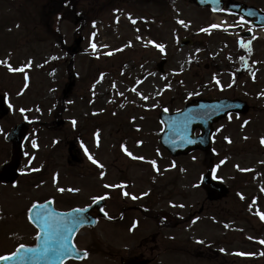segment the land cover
<instances>
[{
	"label": "rangeland",
	"instance_id": "obj_1",
	"mask_svg": "<svg viewBox=\"0 0 264 264\" xmlns=\"http://www.w3.org/2000/svg\"><path fill=\"white\" fill-rule=\"evenodd\" d=\"M259 1L260 5L264 4V0ZM46 2L48 0H0V61L7 60L13 68H24L23 72H13L3 65L0 72L5 74L0 79L14 113L9 119L19 120L21 103L26 114L43 113V121H49L54 113H59V118L71 124L48 133V139L45 135L42 144L52 143V136L65 137L66 133L75 137L80 134L79 126L91 128L101 123L103 128L105 125L103 143L109 146L128 133L126 124L138 125V132L128 137L126 143L133 148L134 136H139L148 148V158L163 162L160 167L168 170V181L179 176L177 184H169L168 191L184 193L186 197L178 196L170 200V204L183 202L185 217L192 211L191 205L194 204V211L198 212L203 204L198 222L185 223L176 231H168L177 234L174 244L188 253L164 254L163 259L168 257V264H264V243H261L264 220L257 214V210L264 213V198L259 197L256 202L242 198L243 202L241 199L237 202L228 197L211 202L201 182L209 166L208 160L212 158L223 156L231 166L234 164L222 171L221 177L227 185L234 179L237 165L240 169L249 168L250 155L262 161L264 157L245 153L241 149L243 144L239 143L238 151L242 154H233V161H229L231 150L225 139L233 137L229 129L216 135L212 151L213 154L217 151L215 157L196 151L185 158L178 157L177 167H174L158 142L161 125L156 122L163 109L173 111L195 97H211L215 90L214 76L225 78L226 67L243 63L240 58L248 51L243 53L239 42L246 41L237 29H226L227 25L239 28L240 21L223 12L216 15L226 22L218 24L216 15L208 9L197 8L192 0H77L75 3L70 0V3L65 2L74 9L73 18L68 17L69 20L49 12L43 7ZM74 17L80 18L79 23L74 22ZM132 19L136 23H132ZM179 20L185 21L187 26ZM214 24L221 27L211 28ZM202 28L209 31H200ZM184 36L192 37L195 44L180 48L179 41ZM76 38L81 41L75 55H71ZM93 43L97 46L95 49L91 47ZM156 44L164 46L165 74L155 69L163 57ZM263 48L264 43L258 42L256 53ZM70 74L76 84L66 101H62ZM133 88L136 91H132ZM79 116L90 118L80 119L74 126L70 119ZM135 143V149H140ZM105 159L108 162L117 159L122 164L127 158L123 153L117 156L110 150ZM245 180L241 178L250 188L264 187V175ZM48 191L49 188L41 189L34 192L33 197ZM116 232L114 228H105L104 258L101 259H116L134 245L132 237L121 241ZM95 233H87L79 240L81 246L94 249L90 259H100L102 254L98 252ZM11 246V236L0 231V253Z\"/></svg>",
	"mask_w": 264,
	"mask_h": 264
},
{
	"label": "flooded vegetation",
	"instance_id": "obj_2",
	"mask_svg": "<svg viewBox=\"0 0 264 264\" xmlns=\"http://www.w3.org/2000/svg\"><path fill=\"white\" fill-rule=\"evenodd\" d=\"M251 22L244 18L240 27L243 28L245 24L254 33L255 28L251 26ZM248 40H251L252 48L251 54L245 55L246 63L228 67L225 78L217 77L213 80L215 90L210 97L239 99L250 107L245 113H230L214 125L216 135L222 130L233 131L234 138L231 135L226 140L231 150V154H228L229 161H233V154L236 156L242 154L238 151L239 143L243 144L241 149L245 153L264 157V144L261 143V138H264V95L261 94L264 93V48L256 53L258 42L264 43V41L255 34ZM2 76L4 75L0 73V77ZM216 80H219L220 84H217ZM0 100L8 104L2 79H0ZM13 114L9 112L5 116L0 115V129H2L0 131V231H6L12 241L11 249L0 253V256L11 253L20 243L36 242L39 229L28 219V212L33 204L49 202L44 207V210L49 212H54L53 208L59 211L90 208L88 212L96 217V224L79 228L74 239L78 247L90 252L85 259H25L23 261L8 259L0 260V264H54L53 262L58 261H61V264H168L167 259H163V255L178 251V245L174 244L177 234L174 232L169 234L168 231H176L185 223L198 221L203 204L199 206L198 212L194 211V204L191 205L192 211L186 216L187 218L183 211V202L170 204V200L178 196L184 199L183 193L168 191L169 184L172 186L177 184L179 176L168 181V171L160 167L162 162L156 161L159 166L153 167L151 164L153 160L148 158L149 151L142 140L139 139L138 150L135 149V143L133 148L126 143L128 137L138 132L139 128L137 129L136 124L131 126L126 124L125 126L129 128L128 133L114 145L107 146L103 143L105 125L103 128L101 123L91 128L81 126L84 127L82 129L79 126L80 134L75 137L66 133L65 137L52 136L53 139H50L53 140L52 143L42 144V141L48 139V133L60 129L56 125L59 113L52 116L51 120L42 122V129L36 127L40 125L36 119L42 113L32 114L33 117L28 118L23 117L24 114L21 113L18 121L9 119ZM23 120H28L30 124L28 136L23 143L24 156L21 159L18 152L13 158L12 144L7 134L16 123ZM68 124H70L68 121L64 122L62 128ZM143 128L144 126L141 131ZM136 139L137 137L134 136V141ZM33 141L36 147H33ZM122 146L127 147L134 157L145 159L128 156ZM110 150L117 156L120 153L124 154L127 159L122 162L123 165L117 159L111 162L105 159L106 152ZM90 155L99 164L93 163V160L89 159ZM250 157L251 161L247 164L249 168L246 169L249 171H241L237 167L234 179L230 183L226 185L221 182L219 190L207 188L209 201L216 202L230 197L238 202L240 199L242 201L241 194L243 199L250 201L259 197L264 198L262 186L250 188V185L241 182L242 177L244 180L246 177L258 179L264 175L262 160L254 159L255 156L252 155ZM217 161L214 162L215 165ZM100 164L104 167L101 168ZM232 166L225 159L220 170ZM157 168L159 171L156 170ZM106 185H122V187H106ZM44 188H49L50 191L33 197L34 192ZM59 188H64L66 191L61 193L58 191ZM125 191L130 195L124 196ZM100 196L105 197L102 211L104 209L107 216L102 214L99 204H95L96 201L93 200V197ZM133 196L136 199H133ZM211 219L214 221L213 218ZM107 227L116 229L121 241L126 240L127 236L132 237L134 241V245L127 247V252L119 254L116 259H101L104 258V231ZM92 232H97L95 240L99 246L98 252L102 253L100 259H90L94 249L83 247L79 243L80 237ZM128 250L131 252L129 253ZM132 257L141 259H123Z\"/></svg>",
	"mask_w": 264,
	"mask_h": 264
},
{
	"label": "water",
	"instance_id": "obj_3",
	"mask_svg": "<svg viewBox=\"0 0 264 264\" xmlns=\"http://www.w3.org/2000/svg\"><path fill=\"white\" fill-rule=\"evenodd\" d=\"M201 6L210 4L213 8L217 9L223 5L224 0H195ZM230 11L243 14L251 17H258L261 26H264V12L256 7L247 6L244 3H234L230 6ZM191 41L189 39H184L181 42V45L189 44ZM162 66V64H160ZM242 106V107H241ZM246 110L245 104L239 101H228L226 99L220 101H203V100H194L186 106V108L175 114H162V119L166 124V129L161 138V141L167 146L173 154L187 153L195 148L202 147L208 149L210 142V135L212 132L211 124L213 121L224 116L230 110ZM1 109V106H0ZM196 126H200L201 135L195 136L194 129ZM193 131V133H192ZM27 133V128L24 126H18L15 130L12 131L11 137L17 143L21 144V138H23ZM195 138H194V137ZM192 141V142H190ZM209 177H206L205 181ZM35 248V247H27ZM43 245L41 246V249ZM71 246L65 248V253L62 254H48L47 256L50 259H66L71 255L68 254L71 250ZM25 250L10 259H21V256L24 255ZM43 255H41L42 257ZM26 259H34L32 253H28ZM45 259V258H41ZM48 259V258H47Z\"/></svg>",
	"mask_w": 264,
	"mask_h": 264
},
{
	"label": "snow or ice",
	"instance_id": "obj_4",
	"mask_svg": "<svg viewBox=\"0 0 264 264\" xmlns=\"http://www.w3.org/2000/svg\"><path fill=\"white\" fill-rule=\"evenodd\" d=\"M215 10V9H214ZM129 19H131V16L129 15ZM241 21H243V17L240 18ZM117 22H119V18L117 17ZM180 24L185 25V21L183 20H179L178 21ZM132 23H136V21L134 19H132ZM190 23V22H189ZM242 26V25H241ZM211 28H218L221 27V25H211ZM226 30V29H225ZM200 31L203 32H208L209 29L207 28H202L200 29ZM249 31H251V29H249ZM93 36H95V33H93ZM139 39V37H138ZM240 47L241 48H248V52L249 55L251 54V40H249L247 42V44H245V42L243 40H241L240 42ZM158 49H160V51H164V46L161 44H156L155 45ZM91 47L93 49H95L97 46L95 43H93L91 45ZM241 61L246 63V57L241 56ZM0 65H4L6 67H8V69L10 71H20L23 72L24 68L23 66L20 68H13L12 65L10 63L7 62V60H3L0 61ZM31 65V61L28 62V66ZM101 78H103V74L101 75ZM215 78V77H214ZM253 78H255V73H253ZM25 79L27 80V74H25ZM217 84H220L219 80H216ZM27 87V85H25ZM229 87H231V85H228ZM113 87H115V83H113ZM132 91H136L135 88L132 89ZM262 95H264V93H261ZM120 95H123V93H120ZM142 95V94H141ZM143 99L147 100L148 97L147 96H142ZM167 110V109H165ZM21 112H24L25 109H20ZM231 115H229V119H231ZM73 125L75 126L76 121L73 120L72 121ZM247 123V122H245ZM0 131H2V129H0ZM225 139H229V138H225ZM192 142V141H190ZM229 142H231L229 140ZM142 143V142H141ZM261 143L264 144V138H261ZM36 143L35 141H33V147H36ZM124 147V146H122ZM124 151L126 152V154L134 159H140V160H144V157H134L133 153L128 151L127 147H124ZM89 159L93 160V163H97L99 164L98 161H96L95 159H93V157L90 155ZM221 163H224V161H221ZM261 163H264V161H262ZM151 164L153 165V167H156V161L153 160L151 161ZM101 168H103L104 166L102 164L99 165ZM237 167L239 168V166L237 165ZM157 171H159V169H156ZM241 171H249L246 169H240ZM101 176H103V173H101ZM106 187H122L121 186H116V185H106ZM68 191H79L78 189H67ZM262 191H264V187H262L261 189ZM58 191H60L61 193H63L64 191H66V189L64 188H59ZM124 196H129L130 194L128 192H123ZM133 199H136L135 196L132 197ZM241 198H243V195L241 194ZM105 199L104 196H100V197H93L94 201H99ZM175 206V205H174ZM180 207H183V205H179ZM37 205L33 204L32 208H36ZM87 209L86 208H78V209H74L73 212H79V213H84L86 212ZM107 215V213H105ZM257 214L260 215L261 219L264 220V213H260L259 210H257ZM60 215V219H56V216ZM68 214H53V213H48L44 219L43 222L39 225L41 231L44 234V239H43V248L41 249L40 245H37L36 248H27L24 244H20L19 247L16 249V251L12 252L11 255H5V256H0V260H8L11 257H15L17 256L21 250H25L24 251V255L21 256V261L25 260L28 253H32L33 255H44L47 256L48 254H62L64 249L68 247V240H69V235H67V233H71L73 231V229L75 228V226L80 225L83 223V221L76 216H72V218L70 220H64L63 217L66 216ZM37 219H39V214L37 215ZM29 220H33V217L30 215L29 216ZM135 227V225H133V228ZM40 235L41 233L38 231L36 234V238L40 239ZM261 243H264V241H261ZM223 251V250H222ZM239 255H245L244 253H238ZM84 256H87L88 253L85 251L83 253Z\"/></svg>",
	"mask_w": 264,
	"mask_h": 264
},
{
	"label": "trees",
	"instance_id": "obj_5",
	"mask_svg": "<svg viewBox=\"0 0 264 264\" xmlns=\"http://www.w3.org/2000/svg\"><path fill=\"white\" fill-rule=\"evenodd\" d=\"M76 1L74 0V3ZM65 2H70V0H48L45 6L47 7V10H49L52 14H60L64 18H73L74 9H72L71 5H69L68 3L66 4Z\"/></svg>",
	"mask_w": 264,
	"mask_h": 264
},
{
	"label": "bare ground",
	"instance_id": "obj_6",
	"mask_svg": "<svg viewBox=\"0 0 264 264\" xmlns=\"http://www.w3.org/2000/svg\"><path fill=\"white\" fill-rule=\"evenodd\" d=\"M218 20L221 21V17L220 16H217Z\"/></svg>",
	"mask_w": 264,
	"mask_h": 264
}]
</instances>
